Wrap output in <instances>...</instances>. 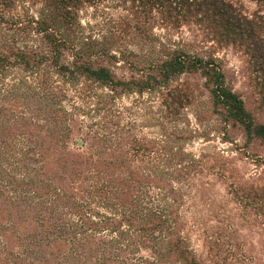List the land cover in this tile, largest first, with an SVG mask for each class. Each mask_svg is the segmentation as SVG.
Returning <instances> with one entry per match:
<instances>
[{
	"label": "trees",
	"instance_id": "16d2710c",
	"mask_svg": "<svg viewBox=\"0 0 264 264\" xmlns=\"http://www.w3.org/2000/svg\"><path fill=\"white\" fill-rule=\"evenodd\" d=\"M183 26L244 54L264 92V23L230 1L0 0V264H233L203 228L214 200L202 179L221 180L255 220L264 186L236 181L220 154L186 152L200 135L186 111L199 121L206 93L224 136L240 129L246 145L264 146V125L206 46L170 41ZM143 96L154 138L118 106L132 97L146 110ZM198 231L204 256L190 246Z\"/></svg>",
	"mask_w": 264,
	"mask_h": 264
},
{
	"label": "rangeland",
	"instance_id": "374dc122",
	"mask_svg": "<svg viewBox=\"0 0 264 264\" xmlns=\"http://www.w3.org/2000/svg\"><path fill=\"white\" fill-rule=\"evenodd\" d=\"M227 1L233 3L247 17L258 19L264 23V1ZM110 14L113 16L118 15L114 10L110 11ZM82 17H85L92 24L94 23L91 10H88L85 16L83 15ZM195 29L194 26H183L180 30L176 29L170 33V41L175 42L176 46L183 44H190L191 48L206 46L207 52L215 55L221 61L226 83L243 100L246 110L251 114L255 122L264 125V92L258 85L255 78L256 75L250 70L247 58L231 46H219L208 42ZM154 32L164 36L163 30L159 28L155 29ZM195 34H197V37H194ZM130 49L136 50L134 46H130ZM180 78L181 80L187 78L198 88L202 82L197 77L192 79L181 76ZM143 101H146L145 106L148 108L146 110L141 109L139 111L134 108L132 106V97L122 99L118 106L133 108V111H138L139 113L135 120L138 125L137 129L148 138H154L156 129L151 126V113H148V111H151V108L155 110L156 103H150L147 96H143ZM207 101L206 93H203L200 98L198 97L197 110L203 112L199 121H195L192 109L186 111L190 128H198L200 135L188 141L184 145V150L195 156L199 154H220L225 159L228 168H232L236 181L249 185V187L264 186L263 144L259 141H254L246 145L240 129L232 130L229 132V136H224L220 122L217 121L215 116L207 112L210 109ZM140 125H143V128H140ZM180 125H183L182 122ZM202 181L212 184V186L208 187L205 185V193L208 195L212 194L214 200V204L211 207L214 212L213 216L207 217L210 212L207 210L206 204H203L202 224L206 235L213 236V239L218 240L217 250L220 256L232 258L233 264H264V220H255V216L248 210H246L249 215L247 216L236 202L231 201L221 180L204 177ZM192 206V201L187 200L182 210L183 217L190 222H192L190 218L193 216ZM189 236L191 240L190 246L196 255L204 256L206 254V246L203 241V234L201 236L198 231L189 234ZM234 258L237 260L234 261Z\"/></svg>",
	"mask_w": 264,
	"mask_h": 264
}]
</instances>
